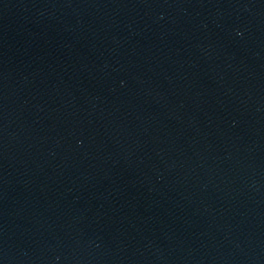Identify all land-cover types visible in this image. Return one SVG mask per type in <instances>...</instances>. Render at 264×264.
I'll list each match as a JSON object with an SVG mask.
<instances>
[{
	"label": "water",
	"instance_id": "95a60500",
	"mask_svg": "<svg viewBox=\"0 0 264 264\" xmlns=\"http://www.w3.org/2000/svg\"><path fill=\"white\" fill-rule=\"evenodd\" d=\"M0 264H264V0H0Z\"/></svg>",
	"mask_w": 264,
	"mask_h": 264
}]
</instances>
